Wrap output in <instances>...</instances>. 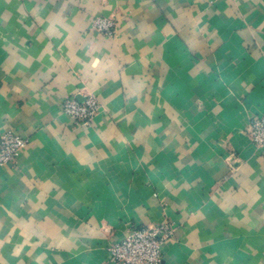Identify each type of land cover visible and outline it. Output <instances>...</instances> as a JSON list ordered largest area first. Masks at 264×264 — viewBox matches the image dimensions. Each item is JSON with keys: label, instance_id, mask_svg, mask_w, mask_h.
I'll list each match as a JSON object with an SVG mask.
<instances>
[{"label": "crops", "instance_id": "0c3cea01", "mask_svg": "<svg viewBox=\"0 0 264 264\" xmlns=\"http://www.w3.org/2000/svg\"><path fill=\"white\" fill-rule=\"evenodd\" d=\"M262 115L264 0H0V132L29 139L0 165V264H113L158 223L163 264H264Z\"/></svg>", "mask_w": 264, "mask_h": 264}, {"label": "built area", "instance_id": "2783aa9c", "mask_svg": "<svg viewBox=\"0 0 264 264\" xmlns=\"http://www.w3.org/2000/svg\"><path fill=\"white\" fill-rule=\"evenodd\" d=\"M93 28L106 35L115 33L117 20L99 16L93 20ZM63 111L75 124L88 126L101 111L102 104L95 94H87L82 100L68 98L62 103ZM247 133L252 142L264 153V115L250 122ZM29 144L21 134L6 130L0 132V165L16 163ZM171 223H158L133 228L125 237L108 246L113 264H163V245L172 237Z\"/></svg>", "mask_w": 264, "mask_h": 264}]
</instances>
